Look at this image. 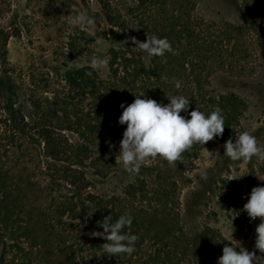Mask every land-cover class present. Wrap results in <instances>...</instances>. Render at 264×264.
Returning a JSON list of instances; mask_svg holds the SVG:
<instances>
[{"label":"rangeland","instance_id":"obj_1","mask_svg":"<svg viewBox=\"0 0 264 264\" xmlns=\"http://www.w3.org/2000/svg\"><path fill=\"white\" fill-rule=\"evenodd\" d=\"M175 1L0 0V70L5 50L8 76L17 86L21 112L32 117L31 104L41 105L42 102L53 109L52 103L72 94L64 80L69 72L83 67L91 69L89 62L94 56H107L110 26L103 10L106 5L111 15L123 22L127 37L144 42L151 37L141 35L138 25L144 21L174 24L178 6ZM241 1L187 0L185 15L179 20L186 24L196 17L205 27L214 28L244 26L246 17ZM259 1L262 0L256 3ZM136 12L144 18H139ZM80 13L93 17L94 26L70 27L66 17ZM263 14L258 17L256 32L243 30L229 44L236 53H241L233 61L247 67L244 73L226 71V64L231 60L223 53L220 61H225V68H215L209 77L212 91L235 94L242 102L239 116L227 135L214 137L204 145L194 144L172 164L159 157L145 160L135 174L126 172L119 159V143L125 129L116 134L120 139L114 140L112 145L105 140L98 139L99 143L92 140L95 148L90 150L89 158L83 160L82 167L79 166L89 181L88 192L127 202L153 224L146 230L150 236L155 229L163 230L171 224L187 235L209 227L234 246L239 244L248 251H255V228L260 218L250 220L243 205L253 187L264 186V158L232 161L224 156L223 145L229 139L234 142L241 132L247 131L264 149ZM136 48L148 64L150 56ZM207 64L206 71L210 72ZM92 72L105 78L108 66ZM90 103V97L86 96L75 109L68 107L72 111L68 119L74 116L73 112H79V119L88 123L84 116L90 112ZM82 133L88 136L86 131ZM62 134L74 142L79 140L76 131L64 128ZM32 143L28 151L20 155L12 150L7 160L23 163L30 186L19 187L16 209L0 212V264H47V260L52 261L54 257L47 258L46 250L64 245L67 237L74 235L68 230L77 229L79 223L76 219L81 211L76 206L77 195L62 181L58 164L43 156L42 145L34 140ZM67 202L76 206L71 212ZM24 214L30 215V225L20 220ZM168 214H172V219ZM67 224L72 228H67ZM256 254L260 255L258 251Z\"/></svg>","mask_w":264,"mask_h":264},{"label":"trees","instance_id":"obj_2","mask_svg":"<svg viewBox=\"0 0 264 264\" xmlns=\"http://www.w3.org/2000/svg\"><path fill=\"white\" fill-rule=\"evenodd\" d=\"M256 2L257 0L241 1L246 25L214 28L207 25L205 27L196 17L189 19L186 24L181 23L179 17L183 16V10L188 3L187 0H176L174 4L178 6L175 9L177 17L174 16V24L144 21L138 25L141 35L151 38L166 37L175 50V54L165 53L163 57H150L148 64L144 62L135 45L128 40L124 33L126 29L123 22L119 21L120 18L111 15L109 5H106L103 10L110 26L108 34L110 47L107 53L110 60L107 65V76L103 78L95 75L88 67L69 72L64 80L72 94L52 103L53 109L45 106L43 102L41 105L32 103L31 106L34 107L32 117L23 114L20 110L17 86L8 76L9 63L6 51H2L0 212L15 208L20 196L19 187L30 186L23 163L7 160L12 150L19 155L27 152L33 140L42 145L44 157L58 164L57 171L61 172L62 181L77 195L76 206L81 211L76 219L79 220L77 229L73 227L68 230L69 234H74L67 237L72 240L66 239V245L52 251L46 250L44 255L47 258L54 257L52 261L47 260V264L52 262L55 264L60 262L65 264H216L217 258L222 255L224 245L229 241L215 230L202 227L187 235L177 230V225L171 224L163 230L155 229L150 236L146 230L153 224H149L147 217H143L141 212H136L127 202L112 196L104 198L88 192L89 181L84 171L79 170V166L82 167L83 160L89 158L90 150L95 148L92 140H97L98 143L99 140H105L112 145L114 140L120 139L116 134L125 128L124 125L117 123L122 113L119 106L121 103L125 105L132 103L136 98L135 95H143L142 99L148 98L162 104L169 102L167 98L182 95L189 99V112L198 108L206 116L214 108H219L225 122L221 136H226L230 126L239 116L242 102L235 94L212 91L209 88V77L215 68H225L223 67L225 61L222 63L220 61L223 53L224 57L231 60L225 63L226 71L240 74L246 70L247 67L233 61L234 57L241 53H236L229 44L233 37L243 30L251 34L257 31L258 17L264 13V0ZM137 12L135 14L139 18L143 17ZM207 63L210 72L206 71ZM89 72L91 75H87ZM176 82H179V87L175 86ZM86 96L90 97L91 102L90 112L84 116L88 123L79 119V112H73L74 116L71 120L68 119V115L72 112L68 109L76 107ZM59 114L61 117L58 116ZM91 115L92 118L89 117ZM181 115L186 114L182 112ZM64 128L76 131L79 140L74 142L66 138L62 134ZM82 130L86 131L88 136L84 135ZM66 205L69 206V212L76 207L69 202ZM19 209L21 210V207ZM125 214L132 217V225L127 231L138 237L135 242V252L132 255L107 256L102 246L106 241L101 236L92 234L103 231L99 224L107 216L114 221ZM168 215L172 219V214ZM22 216L20 220H24L28 225L32 223L30 215ZM67 228L72 226L67 224Z\"/></svg>","mask_w":264,"mask_h":264},{"label":"clouds","instance_id":"obj_3","mask_svg":"<svg viewBox=\"0 0 264 264\" xmlns=\"http://www.w3.org/2000/svg\"><path fill=\"white\" fill-rule=\"evenodd\" d=\"M66 19L70 27H93L95 24L94 18L85 13L70 14ZM128 40L150 57H163L165 53L175 54L166 37L152 36L144 42L135 37H128ZM109 60L108 56H94L89 64L92 70L98 71L106 69ZM87 75H91V72ZM175 86L179 87V82ZM142 96L135 95L132 103H121L119 106L122 113L117 123L126 125V128L122 133L118 154L123 169L128 173H138L142 162L157 157L172 164L180 160L182 153L190 150L194 144L204 145L214 137L219 138L224 131V117L219 108H214L206 116L198 108L189 112V99L182 95L167 98V104L148 98L142 99ZM182 112L186 115H181ZM223 147L224 156L232 161L247 162L253 157L264 158V149L256 137L247 131L241 132L234 142L232 139L225 141ZM243 210L250 220L260 218V223L255 228V251H248L239 244L234 246L229 242L224 245L216 264H264V186L251 189ZM131 225V215H120L114 221L107 216L99 224L103 231L92 235L101 236L106 241L102 246L107 256L132 255L138 237L127 231ZM257 251L260 255L256 254Z\"/></svg>","mask_w":264,"mask_h":264}]
</instances>
